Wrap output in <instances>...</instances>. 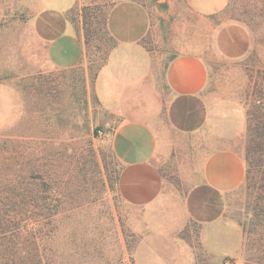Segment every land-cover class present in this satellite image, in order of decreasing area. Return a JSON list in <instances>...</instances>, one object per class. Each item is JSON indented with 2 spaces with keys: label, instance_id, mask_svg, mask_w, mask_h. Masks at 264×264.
<instances>
[{
  "label": "rangeland",
  "instance_id": "obj_1",
  "mask_svg": "<svg viewBox=\"0 0 264 264\" xmlns=\"http://www.w3.org/2000/svg\"><path fill=\"white\" fill-rule=\"evenodd\" d=\"M262 4L228 0L203 14L190 0H74L65 9L45 0H0V196L10 197L26 177H34L32 188L41 194L45 182L59 180L71 221L102 240L110 264H117L120 247L127 264L138 257L151 264V252L140 245L154 211L162 210L120 197L121 163L111 148L116 126L138 119L156 137L151 161L162 179V208L188 211L175 235L184 256L192 253L195 264H251L243 231L255 227L248 205L256 189L248 188L245 173L237 188L213 190L202 168L221 149L245 161L248 73L264 67ZM63 32L83 44L79 63L68 69L47 56L50 39ZM184 53L201 57L208 70L196 96H176L165 83L166 64ZM212 221L223 233L218 255L205 246L219 238ZM169 245L161 254L173 260L179 252Z\"/></svg>",
  "mask_w": 264,
  "mask_h": 264
},
{
  "label": "crops",
  "instance_id": "obj_2",
  "mask_svg": "<svg viewBox=\"0 0 264 264\" xmlns=\"http://www.w3.org/2000/svg\"><path fill=\"white\" fill-rule=\"evenodd\" d=\"M227 1L190 0L193 8L203 14L222 10ZM73 2L74 0H45L46 6L54 9L68 8ZM82 55L83 44L71 32L56 34L50 39L47 46L48 59L58 69L76 66ZM207 79L208 70L205 62L201 57L192 53L178 54L172 57L165 66V83L170 92L176 96L198 95L205 87ZM155 146V134L144 121L127 119L113 130L111 148L121 163L117 181L119 195L130 205L144 207L150 211L162 210L154 211L159 214H153L151 217L149 221L151 230L147 234L148 238L143 240L140 245L141 248H148L147 251L151 252V264H195L192 253L187 258L184 256L183 241L180 239L178 243L175 236L183 228L188 211L184 210L182 206L176 205L171 207L172 210L166 212L160 204L164 198L162 179L151 161ZM244 174L245 166L242 158L230 150L213 151L203 163V181L210 188L219 192L237 188L241 184ZM210 224L212 231H215L219 238H216L214 243H205V246H208L215 255L222 254L224 244L223 233L219 229L220 223L212 221ZM238 237L231 239V248L238 243ZM173 243L179 254H176L173 260H169L161 252L164 249H169V244ZM137 264H143L139 257Z\"/></svg>",
  "mask_w": 264,
  "mask_h": 264
},
{
  "label": "trees",
  "instance_id": "obj_3",
  "mask_svg": "<svg viewBox=\"0 0 264 264\" xmlns=\"http://www.w3.org/2000/svg\"><path fill=\"white\" fill-rule=\"evenodd\" d=\"M244 101L245 173L248 188L256 191L248 205L255 227L243 232L253 248L251 264H264V67L249 69ZM19 183L10 197L0 196V264H110L102 240L89 235V226L71 221L58 186L45 182L47 192L41 194L32 188L34 177ZM119 251L117 264H127L123 248Z\"/></svg>",
  "mask_w": 264,
  "mask_h": 264
}]
</instances>
